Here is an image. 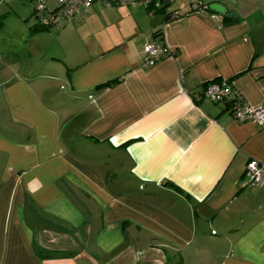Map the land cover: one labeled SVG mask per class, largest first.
I'll list each match as a JSON object with an SVG mask.
<instances>
[{
	"label": "crops",
	"instance_id": "crops-1",
	"mask_svg": "<svg viewBox=\"0 0 264 264\" xmlns=\"http://www.w3.org/2000/svg\"><path fill=\"white\" fill-rule=\"evenodd\" d=\"M214 1L218 18L191 11ZM166 2L34 30L45 72L4 80L0 264H264V185L245 176L264 128L203 94L229 80L264 108V0H182L171 19ZM147 40L175 52L145 65Z\"/></svg>",
	"mask_w": 264,
	"mask_h": 264
},
{
	"label": "built area",
	"instance_id": "built-area-1",
	"mask_svg": "<svg viewBox=\"0 0 264 264\" xmlns=\"http://www.w3.org/2000/svg\"><path fill=\"white\" fill-rule=\"evenodd\" d=\"M34 4L35 10L43 11V15L39 18L41 23L50 26H61L65 20L73 14L82 12L88 14L94 4H102L111 6L116 3L131 4L143 3L148 4L153 0H29ZM169 3L174 0H168ZM53 2V4H50ZM169 5V4H168ZM171 18H176L180 15L175 7L167 6ZM191 11L203 15H209L213 18H218L217 13L211 10L209 3L198 2L194 3ZM221 20V19H220ZM221 25V24H220ZM144 63L152 65L163 56L174 53L167 44L161 40H147L144 44ZM203 94L209 96L215 101H227L231 106V112L238 121H255L260 123L264 128V108L261 106L254 107L249 101L243 97L242 93L229 80H211L206 83ZM200 93L196 94L199 98ZM231 101V102H229ZM246 183L252 186L264 185V162L257 160H249L245 167Z\"/></svg>",
	"mask_w": 264,
	"mask_h": 264
},
{
	"label": "rangeland",
	"instance_id": "rangeland-1",
	"mask_svg": "<svg viewBox=\"0 0 264 264\" xmlns=\"http://www.w3.org/2000/svg\"><path fill=\"white\" fill-rule=\"evenodd\" d=\"M180 1L182 0H174L168 6L174 7ZM23 11L29 13L34 21L43 15L42 10H35L31 1L0 0V125L4 124L10 128H13L17 121L4 95V80L20 75L44 73L45 63L42 59L50 55L51 39L45 37L48 33L34 31L31 34L21 19ZM50 68L51 66L46 71ZM82 146L85 148L84 144H80V149Z\"/></svg>",
	"mask_w": 264,
	"mask_h": 264
},
{
	"label": "water",
	"instance_id": "water-1",
	"mask_svg": "<svg viewBox=\"0 0 264 264\" xmlns=\"http://www.w3.org/2000/svg\"><path fill=\"white\" fill-rule=\"evenodd\" d=\"M209 6L211 9L216 10V11H220V12H224L226 10V6L218 1H214L209 3ZM230 15H237L235 12H230Z\"/></svg>",
	"mask_w": 264,
	"mask_h": 264
},
{
	"label": "trees",
	"instance_id": "trees-1",
	"mask_svg": "<svg viewBox=\"0 0 264 264\" xmlns=\"http://www.w3.org/2000/svg\"><path fill=\"white\" fill-rule=\"evenodd\" d=\"M168 4H169V1L167 0V2H166V5H165V11H166V13H167V18H169L170 17V12L167 10V6H168ZM211 10H213V9H211ZM214 11V10H213ZM4 23V22H3ZM46 27H50V25H45V24H43V23H41V21L40 20H38V23H36V25H35V27L32 29V31H34V30H36V29H39V28H46ZM161 30V29H160ZM213 80H221L220 78H215V79H213ZM211 81V80H210ZM207 82H209V81H207ZM207 82H205V83H207ZM229 102H231V101H229Z\"/></svg>",
	"mask_w": 264,
	"mask_h": 264
}]
</instances>
